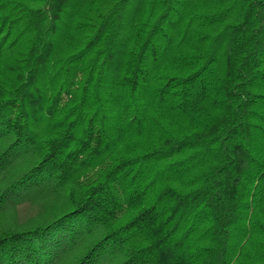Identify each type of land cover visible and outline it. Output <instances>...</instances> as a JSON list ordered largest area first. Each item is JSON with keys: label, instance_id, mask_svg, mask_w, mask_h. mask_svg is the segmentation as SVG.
I'll return each mask as SVG.
<instances>
[{"label": "trees", "instance_id": "16d2710c", "mask_svg": "<svg viewBox=\"0 0 264 264\" xmlns=\"http://www.w3.org/2000/svg\"><path fill=\"white\" fill-rule=\"evenodd\" d=\"M0 264H264V0H0Z\"/></svg>", "mask_w": 264, "mask_h": 264}, {"label": "rangeland", "instance_id": "374dc122", "mask_svg": "<svg viewBox=\"0 0 264 264\" xmlns=\"http://www.w3.org/2000/svg\"><path fill=\"white\" fill-rule=\"evenodd\" d=\"M39 209H40L39 206L32 205L30 203L21 204L18 207V216L20 220H25L31 216L36 215Z\"/></svg>", "mask_w": 264, "mask_h": 264}]
</instances>
